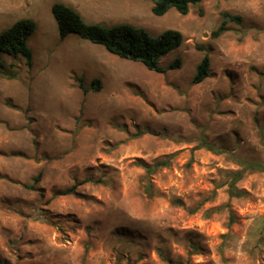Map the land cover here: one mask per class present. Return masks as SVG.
Returning a JSON list of instances; mask_svg holds the SVG:
<instances>
[{
	"label": "rangeland",
	"instance_id": "obj_1",
	"mask_svg": "<svg viewBox=\"0 0 264 264\" xmlns=\"http://www.w3.org/2000/svg\"><path fill=\"white\" fill-rule=\"evenodd\" d=\"M55 4L90 25L181 32L161 64L182 68L159 74L75 34L62 41ZM153 6L0 0V34L37 24L32 68L0 55L19 75L0 76V264H264V172L234 181L242 168L227 153L199 148L203 134L264 164V0H205L187 16ZM224 13L242 22L213 38ZM206 53L211 77L193 86Z\"/></svg>",
	"mask_w": 264,
	"mask_h": 264
},
{
	"label": "trees",
	"instance_id": "obj_2",
	"mask_svg": "<svg viewBox=\"0 0 264 264\" xmlns=\"http://www.w3.org/2000/svg\"><path fill=\"white\" fill-rule=\"evenodd\" d=\"M153 1L154 6L152 13L156 17H163L170 10H176L180 15L187 16L193 7L199 6L205 0H144ZM219 1V0H218ZM231 1V0H225ZM52 14L57 22L59 36L64 41L68 36L75 34L83 40L104 47L110 54L123 60L138 62L144 65L149 71L159 74H166L168 71L179 70L182 68V60L176 59L168 66L161 64L162 58L178 50L184 43V36L177 30H166L158 37L152 38L142 29L133 26L121 24L114 27H104L100 25L87 24L83 17L72 7L55 4L52 7ZM224 21L221 26L212 33L213 38H218L223 34L231 31L228 26L230 22L240 24L242 18L232 16L229 13L223 14ZM37 30V24L31 19H24L16 22L10 28L0 34V55H10L13 57H23L29 68L33 67V50L29 46V39ZM14 65H7L0 60V76H4L9 80H17L19 75L14 71ZM211 77V60L209 54L206 53L196 68V73L192 79V85H199ZM82 82V81H81ZM81 88L84 89L83 83ZM100 85L96 86V90H100ZM87 92V90H85ZM138 133L136 136H141ZM199 148H207L215 154L227 153L232 161L242 169L238 173L232 175L234 181H238L247 171L264 172V164L246 161L236 157L232 151L218 149L208 144L206 137L202 134L200 137ZM171 158L160 161L153 166H145L149 174L155 172L159 168L167 167ZM40 177L37 178L39 180ZM83 183H79L72 188L59 191L56 196H67L75 194L77 188ZM230 194L238 196L234 185L230 187ZM196 211V210H195ZM194 211V212H195Z\"/></svg>",
	"mask_w": 264,
	"mask_h": 264
},
{
	"label": "water",
	"instance_id": "obj_3",
	"mask_svg": "<svg viewBox=\"0 0 264 264\" xmlns=\"http://www.w3.org/2000/svg\"><path fill=\"white\" fill-rule=\"evenodd\" d=\"M263 167H264V165H263Z\"/></svg>",
	"mask_w": 264,
	"mask_h": 264
}]
</instances>
